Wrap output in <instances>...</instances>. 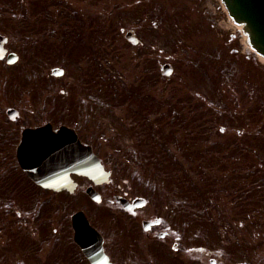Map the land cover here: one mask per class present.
Wrapping results in <instances>:
<instances>
[{
	"label": "rangeland",
	"instance_id": "rangeland-1",
	"mask_svg": "<svg viewBox=\"0 0 264 264\" xmlns=\"http://www.w3.org/2000/svg\"><path fill=\"white\" fill-rule=\"evenodd\" d=\"M122 29L133 30L141 44L127 41ZM0 30L24 47L37 41L29 48L31 57L18 48L22 62L13 67L17 73L37 68L40 51L50 50L48 63L66 70L60 87L74 92V97L60 94V104L75 99L78 114H93L97 142L105 139L107 145L100 148L101 156L130 179H148L150 169L158 179L174 173L170 149L182 154L180 117L174 110L186 99L185 89L192 93L190 99L196 100L195 93L203 96V115L215 127L233 122L235 131H247V154L240 140L243 150L235 157L242 184L232 197L225 195L214 205L207 200L205 208L214 206L207 218L198 213L192 178L185 193L188 241L196 229H235L231 263L247 264L244 230H261L264 243V60L246 46L221 0H0ZM233 33L241 46L239 58L233 52L237 44L230 42ZM39 36L45 37L43 42ZM214 41H219V54L210 58L205 53L212 52ZM166 62L174 68L169 78L161 71ZM143 90L156 115L150 124L134 108ZM171 114L178 122L169 123ZM245 165L252 168L247 170L246 198L239 174Z\"/></svg>",
	"mask_w": 264,
	"mask_h": 264
},
{
	"label": "flooded vegetation",
	"instance_id": "flooded-vegetation-1",
	"mask_svg": "<svg viewBox=\"0 0 264 264\" xmlns=\"http://www.w3.org/2000/svg\"><path fill=\"white\" fill-rule=\"evenodd\" d=\"M6 37L0 44V264H232L235 245L230 242L235 240V229H196L188 241L185 193L192 178L197 190L202 189L196 196L198 213L207 218L214 207L205 208L207 200L214 205L225 200V195L231 198L235 187L242 184L235 157L243 150L240 140L247 154V131H235L233 122L215 127L210 116L203 115V96L195 93L196 100L190 99L192 93L185 89L186 99L180 102L179 111L174 110L180 117L182 153L170 149L174 173L158 179L156 170L150 169L148 179H130L119 165L114 170L101 156L100 148L107 145L105 139L97 142L93 114H78L75 99L69 105L60 104V94L74 97V92L60 87L61 77L53 71L56 65L47 61L52 58L50 50L40 51L37 68H19L22 73H17L13 67L22 62L18 48L31 57L34 51L29 48L37 41H28L24 47ZM44 39L39 36L38 41ZM230 42L237 44L233 52L239 58L238 37L233 34ZM205 54L218 55L219 41L212 42V52ZM23 73L30 77L23 78ZM145 96V90L138 92L134 108L150 124L156 115ZM167 119L170 124L178 122L172 114ZM62 125L73 128L81 142L92 148L109 172L108 180L104 175L95 181L73 173L76 185L71 191L39 182L26 172L27 166L48 168L44 161L36 162L37 156L47 153L44 147L54 149V142L43 140L37 130L46 127L50 136ZM251 169L245 165L239 172L244 176L245 198L247 170ZM260 231L244 230L247 264H264Z\"/></svg>",
	"mask_w": 264,
	"mask_h": 264
},
{
	"label": "water",
	"instance_id": "water-1",
	"mask_svg": "<svg viewBox=\"0 0 264 264\" xmlns=\"http://www.w3.org/2000/svg\"><path fill=\"white\" fill-rule=\"evenodd\" d=\"M222 2L227 8L231 21L241 27L247 44L264 57V0H222ZM126 37L134 43L138 41L131 32H128ZM56 70L63 72L62 69ZM162 70L169 75L172 67L164 64ZM50 139L58 144L54 149L52 146L44 147L47 153L38 155L36 161L37 163L44 161L49 167L42 169H28L30 168L28 167L26 170L30 176L43 183L58 182L61 188L68 186V182H71L72 171L89 175L96 180L100 178L101 172L97 168L99 161L91 148L83 146L72 130L62 127L59 135ZM46 159L48 162L45 161Z\"/></svg>",
	"mask_w": 264,
	"mask_h": 264
},
{
	"label": "bare ground",
	"instance_id": "bare-ground-1",
	"mask_svg": "<svg viewBox=\"0 0 264 264\" xmlns=\"http://www.w3.org/2000/svg\"><path fill=\"white\" fill-rule=\"evenodd\" d=\"M262 59L264 60V58L262 57Z\"/></svg>",
	"mask_w": 264,
	"mask_h": 264
}]
</instances>
